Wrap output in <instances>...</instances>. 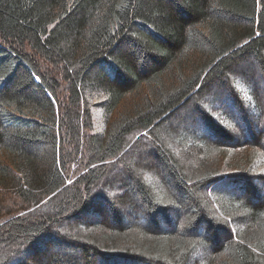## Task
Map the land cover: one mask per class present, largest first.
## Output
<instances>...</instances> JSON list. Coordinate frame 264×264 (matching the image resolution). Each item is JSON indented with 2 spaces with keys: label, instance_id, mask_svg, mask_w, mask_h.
<instances>
[{
  "label": "trees",
  "instance_id": "obj_1",
  "mask_svg": "<svg viewBox=\"0 0 264 264\" xmlns=\"http://www.w3.org/2000/svg\"><path fill=\"white\" fill-rule=\"evenodd\" d=\"M109 56L138 57L136 68L102 83ZM240 68L248 79L233 77ZM0 76V154L14 164L0 160L10 201L0 264H40L32 244L47 230L59 239L46 264H264V173L250 159L264 153V106L245 99L264 95V0H0ZM237 81L247 109L239 124L226 117L227 133L210 125L209 135L182 128ZM88 91L101 96L95 114L80 105ZM174 128L180 137L162 138ZM242 144L229 149L244 151L233 161L213 158ZM138 148L151 151L167 183L150 162L133 161ZM110 161L129 177L116 178L120 188L103 182ZM71 169V193L52 204ZM19 250L31 254L21 261Z\"/></svg>",
  "mask_w": 264,
  "mask_h": 264
},
{
  "label": "rangeland",
  "instance_id": "obj_2",
  "mask_svg": "<svg viewBox=\"0 0 264 264\" xmlns=\"http://www.w3.org/2000/svg\"><path fill=\"white\" fill-rule=\"evenodd\" d=\"M252 65V62L251 60L248 61L246 63V67L247 68H251L249 66ZM241 69V68H240ZM101 96H99L97 93H92L90 91L87 92L86 94V99H85V102H82V104H80L81 106L83 105H86V108H87V111L91 112L92 114H95L96 113V105H97V102L100 100ZM56 110L59 112L60 109L58 107V105L56 104ZM185 111L183 112H178L177 115H173V116H170L167 120H165V122L162 123V125H167L168 123H171L175 120V118L177 116H183L185 115ZM91 114V115H92ZM183 129L185 130H201V127L196 124V125H189V124H185V125H182ZM240 127H242L241 125H239ZM163 127H166V126H163ZM93 130H100V125H94L93 127ZM181 131L182 129H177V128H174L172 130H168L167 131V134H164L163 135V139L165 138H169L170 140L172 141H175L178 137H180L181 135ZM136 136V135H135ZM135 136L133 135L132 138V142L129 144V147H128V150L130 149H134L133 148V145H134V141H135ZM162 139V140H163ZM145 141V139H143ZM142 140V141H143ZM189 140V141H188ZM192 140V138H188L186 141L190 142ZM185 141V142H186ZM181 144L180 146H182V149L184 152H189L191 154V152L194 150L193 146L190 148V149H187L185 148V146L183 145L184 144V141L179 143ZM207 147L203 150V152H205L206 154H213V153H216V148L210 146L209 144H205ZM247 144H242V145H236L234 147H231V146H227V148H235L237 150H240V149H244L246 147ZM127 150V151H128ZM131 151V150H130ZM151 151H148L147 149L145 148H138L137 150H134L133 152H131L130 156L132 157L133 161L135 162H138V161H146V162H150L151 164H155L156 163L154 161H152V158L150 157V153ZM5 153H6V157H5ZM243 153L244 151H239V152H234V151H231L229 149H223L217 156L213 157V158H224L225 154L228 155V158H233L232 161L236 158V156H243ZM11 153H9L8 151H6V149H3L1 151V154H0V160L2 159L3 162H5L3 165H11L13 164V161L11 160L12 158V155H10ZM128 155V154H127ZM188 158H194V154L190 155V156H187ZM184 156V158H187ZM246 158L250 157L248 156V154L246 153ZM253 160H260L261 161V165L263 168L261 169H258L260 172H263L264 173V153L261 152V151H255V154L253 153L252 157H250V159ZM181 161H184L182 159V157H180ZM7 162H6V161ZM14 162L16 164H18V162L16 160H14ZM109 164L112 166V173L111 175H109L107 181H105V179H103V182H107L110 184V186H113V187H117V188H120V184H115L114 181L116 180V178H121V179H128L129 181V177H127V175L123 174L122 172H120V169H118V165L115 163V162H109ZM14 165V164H13ZM22 167L24 168H28L27 165H22ZM31 167V166H30ZM29 167V168H30ZM74 167V166H73ZM74 170L75 169H71L70 171L66 172L63 174V176L61 177V180L64 181V183L60 186V188H58L57 190L54 191V193H52L50 196L48 195V197H50V200L52 204H56V203H59L61 200H63V198H66V196H68L71 191H70V184H71V181H72V178H74L76 176V174L73 175L74 173ZM222 172H226V171H222ZM112 181V182H111ZM161 182L159 180H156V178L154 179V185H155V189L156 191H159L157 187H159ZM77 186V185H75ZM62 188V189H61ZM61 189V190H60ZM60 190V191H59ZM74 192V191H73ZM48 197H46L44 200H42L41 202H39L36 206L34 207H30L27 209V211L25 210V208H22V209H17V210H22V212L26 211L28 212L27 214L29 215L31 213V210L33 209H36L37 207L41 206L43 203H46L48 202ZM221 198H225L224 195H221ZM10 204V201L8 200V197H7V191L5 189V187L3 186H0V218L1 216H5L7 213V210L6 209V206ZM50 204V203H48ZM108 208H106V215L107 217L109 216V212H108ZM109 220H112L110 218V216L108 217ZM113 224H114V221H112ZM87 230V229H85ZM107 231L106 229L104 230H101V231H98V232H105ZM43 235L38 238L35 242H33L32 244V252H34L36 255H39V260H41L40 264H46L48 262V254H49V250H47L49 248V246L51 245V250H55V247H53L55 245V243H57V235L55 233H51L49 230L45 231L42 233ZM56 238V239H55ZM173 239V237H163V240L164 241V244L167 245V243L171 242V240ZM65 244V243H63ZM2 250H0V253L4 250L5 246H1ZM62 247V250H65L66 247L65 245L61 246ZM196 248L198 249V252L201 251V248L199 246H196ZM259 253L256 252L257 255H259L260 253H263L261 250H258ZM71 251L70 250H67V253H70ZM41 253H44V254H41ZM28 254H31L30 252H24L23 250H19V252L17 253V259L18 260H25L28 256ZM41 254V255H40ZM72 254L75 255V256H78V253L72 251ZM47 258H44L46 257ZM209 255L205 254V257H208ZM225 256H221V259H224ZM195 258H193V260H195ZM14 260V259H13ZM80 263V262H79ZM200 264H205L204 261H199ZM95 264H100L97 262V260L95 261Z\"/></svg>",
  "mask_w": 264,
  "mask_h": 264
},
{
  "label": "snow or ice",
  "instance_id": "obj_3",
  "mask_svg": "<svg viewBox=\"0 0 264 264\" xmlns=\"http://www.w3.org/2000/svg\"><path fill=\"white\" fill-rule=\"evenodd\" d=\"M155 4L161 5L166 4L169 2V0H153ZM158 18H165L161 16L160 12L157 13ZM257 35H260V33H257ZM142 51L145 54V59L150 58L149 53L151 49L147 47V45H144L142 47ZM122 55L126 56V54L122 53ZM108 63L106 66L101 67V75L100 79L101 82H104V76H106L110 72H116L117 74H120L127 70H134L136 68V62L138 57H133L131 59L125 58L121 61H114L112 60L111 56L106 58ZM239 76L243 79H248V75L246 70L240 69L236 73L233 74V77ZM5 79V77L0 76V80ZM34 79L36 81L40 80L39 76H34ZM228 79V78H226ZM204 86L202 85L201 88ZM255 89L253 88V91ZM239 91V81H237L236 85L229 84V88L225 91L223 94V98L220 100L219 103L214 105V108H201L199 109V114L195 117L196 123L201 127L202 131L209 135L211 133V127L210 125H216L221 131L227 133V128L230 127L228 124V119H231L232 121H235L237 124L241 122L242 116L241 112L245 113V116L247 115V109L243 101H241L240 96L238 95ZM51 95V94H49ZM245 99L250 102V104H255L259 102L262 106H264V95L259 96L257 99H254L252 95H247ZM235 101H241L240 102V108L239 110L235 106ZM226 117L228 119H226ZM150 167L155 168L156 175L159 176L161 180H164L165 183H167V178L163 174V170L158 165H152ZM10 264H18L16 261L10 262Z\"/></svg>",
  "mask_w": 264,
  "mask_h": 264
}]
</instances>
